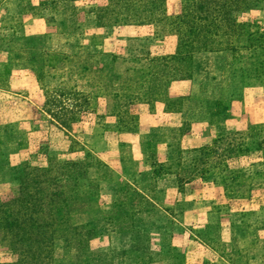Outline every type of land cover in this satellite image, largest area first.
Here are the masks:
<instances>
[{"label": "rangeland", "instance_id": "rangeland-1", "mask_svg": "<svg viewBox=\"0 0 264 264\" xmlns=\"http://www.w3.org/2000/svg\"><path fill=\"white\" fill-rule=\"evenodd\" d=\"M41 203L30 264H264V0H0V223Z\"/></svg>", "mask_w": 264, "mask_h": 264}, {"label": "crops", "instance_id": "crops-1", "mask_svg": "<svg viewBox=\"0 0 264 264\" xmlns=\"http://www.w3.org/2000/svg\"><path fill=\"white\" fill-rule=\"evenodd\" d=\"M162 113H165V112L162 111ZM171 135H172V133L168 132L165 135V137H168V136H171ZM208 140H209V138H208L207 134H205V135L203 134L202 136H199V134L195 131V129L190 128L189 131H187L184 134H182V136L180 138V141H181L180 143H181V147L182 148L187 149V148L198 147L199 145L207 143ZM185 141L187 143H189V144L184 146L182 144ZM148 144L152 148V151H154V152L158 148L163 149L162 153H161V159H159V161L164 162V163L167 161L168 164H170V159L169 158L171 157V153H170L171 152V147L168 146V144H165L163 142L158 143V140H153L151 137L149 138ZM137 154L138 153H135V154L133 153L129 159H121V158H119V155H117V159L115 161L117 163L119 162L120 166H124V165L127 164V166H128L127 171L133 172L134 169H135V166H136L135 164L137 162ZM112 160L113 159H111L110 162ZM159 166H161V165H159ZM150 173L152 174V176L154 175L153 171H150ZM155 181H156L157 188H159V189L161 188V191H163V192L165 191V193H172L173 194L172 201L175 199L177 194H180V191L178 189L177 175H176V172L174 170L169 169V170H165V171L160 172L156 176V180ZM145 197L148 198L149 201L152 202V204H154V205L159 207L158 202H155L153 200V198H150L148 195H145ZM167 207H168V205L161 206L162 211H164V209L167 208Z\"/></svg>", "mask_w": 264, "mask_h": 264}, {"label": "trees", "instance_id": "trees-1", "mask_svg": "<svg viewBox=\"0 0 264 264\" xmlns=\"http://www.w3.org/2000/svg\"><path fill=\"white\" fill-rule=\"evenodd\" d=\"M101 10V9H100ZM214 143V142H213ZM36 170V169H35ZM28 181V180H26ZM46 180L45 179H41L38 181H35L34 184H45ZM6 204V203H5ZM36 207V209H34ZM44 205L38 204V205H34V207H31V210L28 211V213H25V215H21L22 220L19 219L17 220V218L15 219H11V220H3V222L0 223V235H6L8 236V240H9V244L11 246L12 249H14L15 251H21L22 253H19V256L21 255V257H19V262L21 264H30L32 262V260H34V256H32L28 250H23L21 249L18 244L20 242H24L26 244H34L36 245L38 242L41 244L43 243V234L46 231V224L44 223ZM2 211V210H0ZM36 211L38 212V214H36ZM34 213V217L31 216V214ZM37 215V216H36ZM32 227V229H26L24 230V228H29ZM48 226L50 227V224H48ZM18 228L19 231H12V229L10 228ZM7 228H9V231L7 230ZM32 252V251H31ZM38 256H36L37 258ZM35 258V259H36Z\"/></svg>", "mask_w": 264, "mask_h": 264}]
</instances>
